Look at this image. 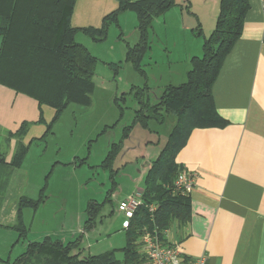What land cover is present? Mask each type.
Returning a JSON list of instances; mask_svg holds the SVG:
<instances>
[{
    "label": "rangeland",
    "instance_id": "rangeland-1",
    "mask_svg": "<svg viewBox=\"0 0 264 264\" xmlns=\"http://www.w3.org/2000/svg\"><path fill=\"white\" fill-rule=\"evenodd\" d=\"M173 1L174 6L155 18L147 31L149 51L141 62L143 73L125 59L124 46L138 41L132 19L120 29L111 25L105 40L90 46L89 53L96 58L91 105L70 104L46 143L31 146L18 173L25 179L21 191L33 199L45 188V201L36 211L22 212L23 236L7 228L14 221L0 227V264H16L29 243L46 237L63 244L78 239L80 258L124 246L118 205L144 190L148 171L177 123L173 115L148 118V108L160 102L166 87L186 81L190 59L201 56L199 48L214 29V9L220 3ZM198 27L201 36L196 35ZM112 149L114 159L104 169L101 163ZM90 201L102 208L95 225L85 229ZM115 257L121 260L122 253Z\"/></svg>",
    "mask_w": 264,
    "mask_h": 264
},
{
    "label": "trees",
    "instance_id": "trees-1",
    "mask_svg": "<svg viewBox=\"0 0 264 264\" xmlns=\"http://www.w3.org/2000/svg\"><path fill=\"white\" fill-rule=\"evenodd\" d=\"M74 3L75 0H0V84L55 110L47 133L70 104L91 105L96 58L75 41L76 30L70 25ZM117 4V9L104 18L101 28L84 29L82 33L95 43L102 42L111 25L118 28L119 15L132 12L138 41L133 46L126 44L125 59L143 73L141 62L149 51L147 31L155 18L174 6V1L117 0ZM248 9V0H220L214 29L207 38L203 37L201 56L190 59L186 81L166 87L160 102L148 108V118L162 120V115H173L177 123L148 171L144 190L140 192L141 205L124 229V246L80 258L78 239L63 244L46 237L41 242L29 243L16 264H149L140 250L141 236L155 232L162 240L173 222L184 224L188 219L189 195H180L173 185L182 171L174 157L191 130L223 126L224 121L213 105L211 89L224 58L241 35ZM196 35H202L199 27ZM140 117L146 119L142 114ZM27 127L22 124L13 135L18 142L9 164H5L4 154L0 153V201L9 173L19 169L27 155L29 147L20 143ZM43 140L44 137L37 143ZM114 155L112 149L101 167H110ZM44 190L39 191L36 199L24 196L18 199L15 223L7 228L20 236L25 234L22 212L26 208L36 211L45 201ZM152 205L156 207L153 213L149 211ZM101 208L95 201L88 202L85 229L95 225ZM119 251L121 260L115 257Z\"/></svg>",
    "mask_w": 264,
    "mask_h": 264
},
{
    "label": "crops",
    "instance_id": "crops-1",
    "mask_svg": "<svg viewBox=\"0 0 264 264\" xmlns=\"http://www.w3.org/2000/svg\"><path fill=\"white\" fill-rule=\"evenodd\" d=\"M248 4L241 35L224 58L211 89L213 105L224 124L191 130L174 157L195 178L188 219L184 224L173 222L166 239L179 246L185 259L204 256L206 264H264V0H248ZM117 5V0H75L70 18L75 41L90 52L95 42L82 30L101 28ZM214 11L217 17L218 9ZM128 18L136 24L135 15L124 12L117 29ZM54 115L53 108L0 84V153L5 164L18 142L13 135L24 123L28 127L20 143L29 147L21 167L9 173L0 201V227L15 222L20 197L32 199L22 193L25 179L18 173L31 146L44 145L53 135L57 121L48 133L47 127Z\"/></svg>",
    "mask_w": 264,
    "mask_h": 264
},
{
    "label": "built area",
    "instance_id": "built-area-1",
    "mask_svg": "<svg viewBox=\"0 0 264 264\" xmlns=\"http://www.w3.org/2000/svg\"><path fill=\"white\" fill-rule=\"evenodd\" d=\"M195 174L188 171H181L174 180V189L182 196L189 195L194 184ZM141 205L140 193H137L118 205V212L124 216L122 228L126 229L129 220L133 217L135 210ZM155 206H150L149 211L153 213ZM167 231L164 232V239H160L155 232H146L139 239L140 250L146 257L149 264H206V258L187 260L183 257L178 245L171 244L166 239Z\"/></svg>",
    "mask_w": 264,
    "mask_h": 264
}]
</instances>
